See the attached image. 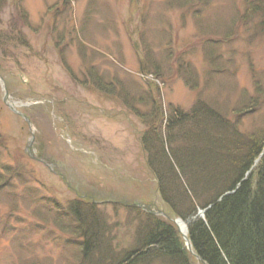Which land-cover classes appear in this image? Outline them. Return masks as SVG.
Segmentation results:
<instances>
[{"label":"rangeland","instance_id":"rangeland-1","mask_svg":"<svg viewBox=\"0 0 264 264\" xmlns=\"http://www.w3.org/2000/svg\"><path fill=\"white\" fill-rule=\"evenodd\" d=\"M243 4L6 1L0 11V36L10 35L0 49V264H79L81 239L65 229L72 218L64 214L75 201L93 204L117 251L135 248L143 222L128 209L172 217L140 144L156 89L168 113L186 114L201 101L237 121L241 133H264V33L257 22H238ZM5 94L22 116L8 108ZM250 102L249 113L237 117ZM203 218L196 213L187 223Z\"/></svg>","mask_w":264,"mask_h":264},{"label":"trees","instance_id":"trees-1","mask_svg":"<svg viewBox=\"0 0 264 264\" xmlns=\"http://www.w3.org/2000/svg\"><path fill=\"white\" fill-rule=\"evenodd\" d=\"M6 1L0 0V11ZM243 5L238 22L245 26L257 22L258 32L264 33V0H244ZM9 36H0L1 50L5 51L3 40L9 42ZM209 58L212 62L215 57ZM190 71L181 72L192 87ZM149 99L151 117L142 118L146 127L140 144L161 202L172 217L186 224L199 209L205 211L203 219L187 224L193 253L204 264H264V133H241L237 121H227L201 101L181 114L166 112L157 89ZM244 107L237 117L249 113L253 102ZM95 210L91 203L75 201L64 213L72 218L65 229L81 239L76 243L82 258L79 264H194L171 222L128 209L143 222L135 248L117 251L114 238L107 236L109 226Z\"/></svg>","mask_w":264,"mask_h":264},{"label":"water","instance_id":"water-1","mask_svg":"<svg viewBox=\"0 0 264 264\" xmlns=\"http://www.w3.org/2000/svg\"><path fill=\"white\" fill-rule=\"evenodd\" d=\"M1 82H2V81H1ZM6 100H7V94H5V98H4L5 104L10 108V110H11L12 112H14L15 114L20 115L18 112H16V111L13 109V107H12L11 105H9V104L7 103ZM20 116H22V115H20ZM204 212H205V211H198V212H197V216H198V217H199V216H200V217L203 216ZM165 219H167L169 222L173 223V224L176 226V228H178V221H179V220H177V219H173V218H170V217H168V216H165ZM177 230H178V232L180 233L179 229H177ZM180 234H181V233H180ZM181 235H182V234H181ZM182 239H183V241H184V245H185L187 251L190 252V253H192L191 245H190L189 240L187 239L186 235H185V236L182 235ZM197 259H198V258H197Z\"/></svg>","mask_w":264,"mask_h":264},{"label":"bare ground","instance_id":"bare-ground-1","mask_svg":"<svg viewBox=\"0 0 264 264\" xmlns=\"http://www.w3.org/2000/svg\"><path fill=\"white\" fill-rule=\"evenodd\" d=\"M188 224V223H187ZM187 224H185L182 220L178 221V229L182 235H186Z\"/></svg>","mask_w":264,"mask_h":264}]
</instances>
